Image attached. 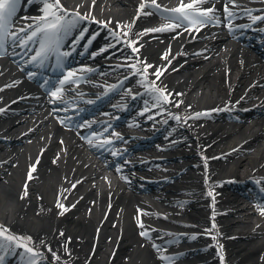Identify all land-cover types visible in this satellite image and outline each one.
I'll return each instance as SVG.
<instances>
[{
  "label": "bare ground",
  "instance_id": "bare-ground-1",
  "mask_svg": "<svg viewBox=\"0 0 264 264\" xmlns=\"http://www.w3.org/2000/svg\"><path fill=\"white\" fill-rule=\"evenodd\" d=\"M228 1L209 0V10L219 25L209 26L202 20L191 31L178 26L168 32L145 27L154 16L145 11L142 0L60 1L93 7L110 19L129 38L130 47L105 52L131 54L132 62L144 72L131 82L141 75L155 78L164 100L175 105V110L166 112L169 122L183 127L168 129L178 142L167 148L175 145L189 150L183 158L167 161L174 165V176L147 190L122 169L96 161L87 151V140L63 126L68 123L48 96L40 94L11 59H0V229L6 224L7 234L36 245L37 252L27 256L32 257L30 264L34 258L37 264H54L47 263L45 255L61 264H175L157 251L158 242L137 220L150 204L166 212L164 218L175 232L203 231L171 239L172 244L203 241L201 247L182 252L183 257L197 258L196 264H264V197L254 189L255 196L247 191L249 183L237 185L225 177L264 171V107L238 110L241 103L257 96L264 102V56L226 31L229 11L222 5ZM85 57L91 60L94 55ZM115 69L99 64L85 78L105 79ZM220 97L233 105L204 121L205 117L189 113L199 102ZM154 102L153 108L164 112ZM152 136L146 142L148 148L166 145L163 133ZM238 137L246 141L230 152L221 149ZM31 150L32 160H23ZM182 160L190 162L179 165ZM155 164L166 163L154 160ZM241 196H249L250 202L244 203ZM73 202L77 203L68 209ZM4 257L6 264L29 261Z\"/></svg>",
  "mask_w": 264,
  "mask_h": 264
},
{
  "label": "snow or ice",
  "instance_id": "snow-or-ice-1",
  "mask_svg": "<svg viewBox=\"0 0 264 264\" xmlns=\"http://www.w3.org/2000/svg\"><path fill=\"white\" fill-rule=\"evenodd\" d=\"M19 2V0H0V46L3 45L5 36L7 34V25L9 24L11 17L13 16L15 12L16 4ZM44 2V0H42ZM155 3V0H153ZM156 9L159 10L160 6L155 5ZM184 7L192 8L193 5L189 4L187 6H181L176 9H172L171 11L178 13L179 15L176 16V19H187L189 15H192V13H188L184 11ZM52 9H55L54 11H50ZM45 17H42L41 19L44 21V25L41 26L40 24L36 25V28L33 29L32 36H36L38 32L47 34L49 30H51L54 33H58L62 30L63 25L60 24L62 16L58 15V12L67 14L66 10L63 8V6L60 4V0H52L51 3L45 2ZM77 17L79 16L78 13L75 14ZM51 16L52 20L51 22L48 21L47 17ZM161 29H153L151 31H160ZM41 52H38L36 55L37 57H41L44 55V46L41 45ZM35 59V57H34ZM72 74L69 73V76ZM53 95H56V93H52ZM62 207V205H58ZM261 214L264 215V206H261ZM142 226V225H141ZM142 235H146V233H142ZM31 251V249H29Z\"/></svg>",
  "mask_w": 264,
  "mask_h": 264
},
{
  "label": "rangeland",
  "instance_id": "rangeland-1",
  "mask_svg": "<svg viewBox=\"0 0 264 264\" xmlns=\"http://www.w3.org/2000/svg\"><path fill=\"white\" fill-rule=\"evenodd\" d=\"M31 152H32V150H31ZM26 157H27V159H26ZM28 159H32L31 158V155H25V157L23 156V160H28ZM133 219V218H132ZM3 222V221H2ZM127 222H130V223H132L130 220H128ZM128 224V223H127ZM133 224V223H132ZM131 226V225H130Z\"/></svg>",
  "mask_w": 264,
  "mask_h": 264
}]
</instances>
